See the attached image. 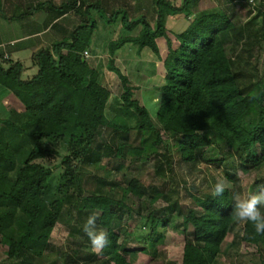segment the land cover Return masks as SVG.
<instances>
[{
    "label": "trees",
    "instance_id": "obj_1",
    "mask_svg": "<svg viewBox=\"0 0 264 264\" xmlns=\"http://www.w3.org/2000/svg\"><path fill=\"white\" fill-rule=\"evenodd\" d=\"M200 2L183 0L176 6L169 0H154V24L145 16L130 19L123 11L121 19L127 31L138 26L142 29L139 35L109 46L107 65L120 80L119 97L113 96L100 71L83 55L96 28L91 13L102 9L98 3L74 0L57 8L60 16L73 10L80 17L79 24L71 39L33 55L38 71L31 78H23L20 62L10 61L6 68L0 59V86L10 92L7 114L0 116V244L11 260L42 258L64 215L80 219L87 213L96 215L105 231L99 236V253H89L85 260L130 264L126 255L136 250L120 241L119 230L135 211L136 200L145 196L139 176L133 175L125 185L102 178L101 193L81 196L74 209L71 189L80 182L81 162L105 128L111 136L106 149L116 158L125 153L142 162L159 155L164 132L169 138H180L174 146L183 162L198 158L218 161L204 157L205 148L216 143L215 135L237 156L244 173L251 166H261L264 71L259 65L264 18L259 21L256 16L238 26L221 9L198 11ZM120 12L110 15V21ZM182 14L188 18L194 15L186 30L169 31L167 19ZM127 43L136 45L139 52L150 49L162 64L164 78L155 116L142 103L140 89L114 65L112 56ZM53 155L61 159L60 173L54 171L58 166L52 169L45 162ZM156 200L157 196L150 204ZM197 202L198 207L184 212L178 203L169 207L170 213L182 214V229L192 236L184 246L183 264H217L226 236L240 219L235 190L216 188ZM141 220L137 232L126 234L136 237L142 252L154 254L165 238L169 218L154 209ZM93 238L90 244L96 241ZM241 240L258 249L264 246V208L257 211L255 204L248 208Z\"/></svg>",
    "mask_w": 264,
    "mask_h": 264
},
{
    "label": "rangeland",
    "instance_id": "obj_2",
    "mask_svg": "<svg viewBox=\"0 0 264 264\" xmlns=\"http://www.w3.org/2000/svg\"><path fill=\"white\" fill-rule=\"evenodd\" d=\"M169 1L180 6L183 0ZM98 4L102 9L91 13V18L96 21V28L89 40L90 50L87 59L100 71L102 80L110 87L113 96L119 97L122 92L120 80L107 65L111 58L109 46L119 39L139 35L142 29L141 26L131 32L125 29L121 19L124 10L130 19L145 16L151 24L155 23L154 0H99ZM213 9H221L227 13L238 26L245 25L256 16H259V21L264 18V0H201L198 6V11L201 12ZM70 11L77 26L80 17L73 10ZM116 11L120 12L118 18L110 21V15ZM192 17L194 15L188 18L183 14L170 17L167 19L166 28L171 32H183ZM68 22L70 23V20L59 25ZM83 37L86 38V34H83ZM165 51L166 46L162 38L161 52ZM25 56L26 62H29L28 55ZM112 58L115 61L114 65L140 89L139 96L142 103L149 107L152 115L155 116L159 85L164 78L163 67L158 57L148 48L139 52L136 45L127 43L119 48ZM259 67L263 72L264 47ZM26 71L23 76L25 79L30 72ZM4 106L5 108L0 109L1 117L7 114V98L4 100ZM108 132V129H103L92 151L81 162L80 182L72 187L71 192L76 199L74 209H77L81 196L101 193L104 187L102 178L125 185L133 175L140 177L145 187V196L141 201L136 200L135 211L125 224V228L119 230L120 241L126 242L129 249L136 250L126 255L130 264H183L184 246L192 236L182 229V214L170 213L169 207L178 203L183 212L196 208L198 199L216 188L235 190L240 214L238 223L221 246L217 264H264V246L258 249L241 240L248 208L253 204L257 205V211L264 208V161L258 168L251 166L249 172L244 173L239 167L237 156L231 155V151L229 152L222 145V139L214 135L216 143L205 148L204 157H216L218 161L207 162L198 158L194 162L186 163L181 160L180 153L174 146L180 138H169L164 132L162 136L165 143L160 148L159 155L142 162L125 153L122 157L116 158L114 153L110 155L111 152L106 149L107 145L111 144V136ZM45 162L52 169L59 167L54 170L55 173L62 171L61 159L58 156L53 155ZM155 196L157 200L151 205L150 202ZM154 209L157 214L164 213L169 218V222L166 226L165 238L163 242L157 244L153 254V252H142L140 250L142 245L136 237L128 236L126 232H137L142 223L141 217L147 216ZM125 218L127 213L124 215ZM104 231L99 227L96 215L89 216L83 213L80 219L64 215L56 224L51 235L50 247L42 258L22 256L17 261L11 260L6 254V247L0 244V264H100L90 263L85 259L89 253H99L102 243L99 236ZM93 236L96 241L90 244Z\"/></svg>",
    "mask_w": 264,
    "mask_h": 264
},
{
    "label": "crops",
    "instance_id": "obj_3",
    "mask_svg": "<svg viewBox=\"0 0 264 264\" xmlns=\"http://www.w3.org/2000/svg\"><path fill=\"white\" fill-rule=\"evenodd\" d=\"M72 1L0 0V59L4 67L7 68L10 61L20 62L24 68L23 76L26 70L30 71L27 79L34 76L38 68L33 62V55L55 42L72 38L76 27L72 12L60 16L57 11L58 7ZM88 1L84 4H96L99 0ZM66 20L70 23L59 25ZM25 55H28L29 62H26ZM9 95L10 92L0 86V109L5 108L4 100Z\"/></svg>",
    "mask_w": 264,
    "mask_h": 264
},
{
    "label": "built area",
    "instance_id": "obj_4",
    "mask_svg": "<svg viewBox=\"0 0 264 264\" xmlns=\"http://www.w3.org/2000/svg\"><path fill=\"white\" fill-rule=\"evenodd\" d=\"M84 56L86 57V58H88V56H89V51L88 50H86V51H84Z\"/></svg>",
    "mask_w": 264,
    "mask_h": 264
}]
</instances>
